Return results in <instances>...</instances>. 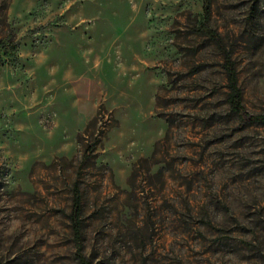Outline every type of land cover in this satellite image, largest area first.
Segmentation results:
<instances>
[{"label":"rangeland","instance_id":"rangeland-1","mask_svg":"<svg viewBox=\"0 0 264 264\" xmlns=\"http://www.w3.org/2000/svg\"><path fill=\"white\" fill-rule=\"evenodd\" d=\"M0 0V264H264V0Z\"/></svg>","mask_w":264,"mask_h":264},{"label":"trees","instance_id":"trees-1","mask_svg":"<svg viewBox=\"0 0 264 264\" xmlns=\"http://www.w3.org/2000/svg\"><path fill=\"white\" fill-rule=\"evenodd\" d=\"M202 7H201V16H200V23L197 27V32L207 37L211 42H213L218 48H220V42L216 33L210 30L207 27V21L209 16V1L208 0H201ZM223 69L225 72L226 78V98L225 102L228 106L229 113L238 120L239 124L244 126H251V125H260L264 124V116L263 115H247L241 105V94L240 90L237 87L236 83V76L232 64L229 62V59L226 55H224V62H223ZM79 217H80V201L79 195L77 190H73L72 194V201L70 212L67 215V219L70 224V228L72 230V234L75 240V244L77 245L76 250V258L81 264H88L80 255V249L78 246L77 240L79 239Z\"/></svg>","mask_w":264,"mask_h":264}]
</instances>
